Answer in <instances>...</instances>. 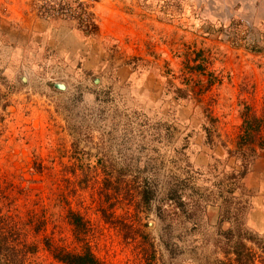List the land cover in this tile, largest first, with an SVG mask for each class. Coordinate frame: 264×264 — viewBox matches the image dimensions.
Masks as SVG:
<instances>
[{"label":"rangeland","instance_id":"1","mask_svg":"<svg viewBox=\"0 0 264 264\" xmlns=\"http://www.w3.org/2000/svg\"><path fill=\"white\" fill-rule=\"evenodd\" d=\"M245 110L264 0H0V264H264Z\"/></svg>","mask_w":264,"mask_h":264},{"label":"trees","instance_id":"2","mask_svg":"<svg viewBox=\"0 0 264 264\" xmlns=\"http://www.w3.org/2000/svg\"><path fill=\"white\" fill-rule=\"evenodd\" d=\"M241 133L236 141V148L235 151L237 154L242 152L246 148L253 149L254 146L264 148V140L263 138L256 139L254 136L258 134L260 130V120L257 115H255L250 110H245L242 114V124H241ZM246 164L243 165V169L241 174H244L246 171ZM74 224H78L76 219L72 221ZM245 244L241 242V246ZM244 255L245 259H248L249 252ZM57 258L63 264H104L100 261L89 249H85L82 252H72V251H59L57 253ZM236 263L237 264H244V260L241 258L239 259V254L236 253Z\"/></svg>","mask_w":264,"mask_h":264}]
</instances>
